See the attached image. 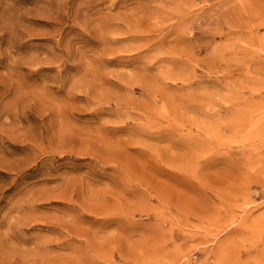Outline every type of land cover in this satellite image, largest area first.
I'll use <instances>...</instances> for the list:
<instances>
[{"label":"rangeland","instance_id":"rangeland-1","mask_svg":"<svg viewBox=\"0 0 264 264\" xmlns=\"http://www.w3.org/2000/svg\"><path fill=\"white\" fill-rule=\"evenodd\" d=\"M0 264H264V0H0Z\"/></svg>","mask_w":264,"mask_h":264}]
</instances>
